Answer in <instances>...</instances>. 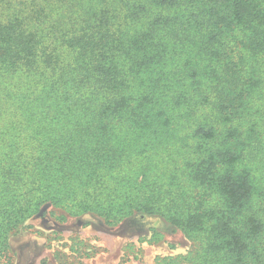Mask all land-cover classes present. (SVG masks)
<instances>
[{
  "label": "trees",
  "instance_id": "trees-1",
  "mask_svg": "<svg viewBox=\"0 0 264 264\" xmlns=\"http://www.w3.org/2000/svg\"><path fill=\"white\" fill-rule=\"evenodd\" d=\"M47 204L264 264V0H0V264Z\"/></svg>",
  "mask_w": 264,
  "mask_h": 264
},
{
  "label": "rangeland",
  "instance_id": "rangeland-1",
  "mask_svg": "<svg viewBox=\"0 0 264 264\" xmlns=\"http://www.w3.org/2000/svg\"><path fill=\"white\" fill-rule=\"evenodd\" d=\"M192 242L157 216L111 226L93 214L70 217L51 204L10 238L12 264H187Z\"/></svg>",
  "mask_w": 264,
  "mask_h": 264
}]
</instances>
